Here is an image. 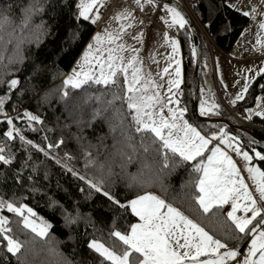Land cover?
<instances>
[{"label": "snow or ice", "instance_id": "6c2138e0", "mask_svg": "<svg viewBox=\"0 0 264 264\" xmlns=\"http://www.w3.org/2000/svg\"><path fill=\"white\" fill-rule=\"evenodd\" d=\"M162 2L163 0H133L136 8L141 11L146 6L155 11ZM67 6L74 9L72 14L77 21L91 20L92 24H96L100 19V9L104 7V0H73ZM19 7L22 12L19 27L23 33L32 25L36 15L47 10L49 16L55 18L64 10L65 4L61 0H53L48 8L41 0H31L27 5ZM229 7L237 6L229 5ZM237 10L239 11L238 8ZM11 11V4L0 8V32L11 25L10 17L4 14ZM163 12L165 15L160 19L168 28L184 29L189 23L176 7L169 6L168 3H163ZM242 15L255 20L257 8L250 6V11H243ZM260 15L264 16V13ZM113 19L123 21L119 30L113 32L105 28L102 33L97 32L81 57L79 70L73 68L71 74L67 75L58 87L48 88L40 97L41 103H49L53 94L58 92L59 99L66 101L69 98V89L83 90L85 86L92 85L103 86L104 89L95 97L101 102V106L93 109L88 126L91 127L98 118L107 125V135L97 137L105 149H111L108 153L107 165L98 164L92 152L81 144L83 137L76 136L77 143L81 144L83 151L84 168H96L100 175L89 178L79 174L67 163L62 164L61 167L87 185L89 195L85 199L90 198L93 191L102 194L110 202V208L113 211L118 208L122 213L127 214L130 209L131 214L138 217L139 222L129 223L123 230H117L114 215L112 230L109 232V238H114L113 245L108 247L99 240L92 239L87 247L98 254L101 258L100 264H264V207L261 206L264 205V171L251 165L253 157L242 150L237 142L238 137L230 136L224 128L213 132L211 136L201 134L197 127L185 119L188 109L180 106L182 76L179 40L169 37L167 32L163 34L164 44L171 48V55L168 56L167 66L162 73L157 72L158 79H156L150 71H144L143 60L139 55L141 49L122 42L126 30L134 27L133 23H128L129 20H135L133 12L125 9ZM33 28L34 30L27 36L16 37L15 29L7 33L8 39L0 36V64H3L5 60L7 65L23 64L25 59L23 45L35 44L38 47L49 31L44 21L34 25ZM258 29L264 30V21L258 24ZM78 36L77 30L73 33V39ZM143 38L142 31L132 36V39L141 45ZM256 46L258 50H264V37H261L259 32ZM125 52L128 53L127 56L124 55ZM191 52L193 56L197 55L195 47L191 49ZM149 59L158 63L151 53H149ZM173 63L175 64L174 73L169 71ZM33 68L35 69L33 76L38 75V82L29 83V88L35 91L42 85L45 72L37 65H33ZM247 71L251 72L252 69ZM260 73H264V67H261L256 74ZM165 77H167L166 80ZM28 79L30 82L32 77ZM245 79L246 82L241 90L235 94L234 99L229 100L231 105L244 99V94L250 86V80ZM19 84L20 80L16 78L7 81V91L0 95V115L4 117L3 122H6L8 126V130L3 133L5 142H0V167L13 164L15 153L10 147V142L16 138L25 150L35 149L44 153L46 157L49 156L45 148L30 139H25L21 129L14 125V118L9 117L5 112V104L11 100L12 91L17 89ZM261 88L264 89V85H261ZM109 90H111V99L105 102L104 95ZM85 97V102L92 98L89 93H85ZM117 102H119L118 106ZM219 109L220 105L215 102L209 103L203 99L200 101L199 111L202 116L219 115ZM246 111L248 112L246 118L251 119L253 110L249 108ZM255 115L264 116V112H255ZM15 119H23L32 131L41 130L33 127L34 124H43L39 116L27 110L18 114ZM79 123L82 122H78V125ZM109 136L113 141L110 146L104 143ZM44 139L46 140L47 136ZM213 141L219 143L209 148ZM63 143L62 139L57 144L49 143L47 149L52 150ZM221 144L231 149L237 156H241L243 161L249 162L244 170L253 181L258 198L250 191L249 185L241 175V169L237 167L232 156L220 147ZM253 151L256 157L264 161V154L255 149ZM207 152H210V155H206ZM50 158L57 164L61 163L54 156ZM137 158H139L140 167L136 174H128L127 182V188L134 190L135 198L121 202L110 191L105 190L109 178L116 175L112 170V163L119 159L121 161L119 166L126 171L127 165L136 161ZM72 159V156L65 154V160ZM184 166L190 169L184 186L196 189L190 199L198 206L202 214L206 216L213 209L218 211L223 205L230 204L231 210L227 212V220L231 222V226H234L235 238L246 244V254L241 251L239 245L229 248L227 243L210 234L200 223L189 218L178 207L148 191L149 188L158 186L162 192H167L163 177ZM15 179L17 181L21 179L19 173L15 174ZM27 179L32 180V176L29 175ZM114 183L111 181L109 186ZM30 190L37 191L35 187ZM80 191L83 192L84 188H80ZM141 192L143 194H140ZM17 200H23V197H16L13 194L11 201L0 197V212L6 209L8 213L14 214L19 218L18 223L22 224L21 231L27 230L26 239L14 238L11 234L12 228L8 226V216L0 215V237L6 241L7 253L16 258L17 264H35L34 258L40 253H46L50 258L43 264H72L59 251L55 237H50L49 230L52 224L43 217H38L27 203L17 204ZM56 206L55 200L49 204L50 208ZM60 208L66 226L76 224L82 218L78 207L75 208V216L67 212L63 205H60ZM238 212L242 215H237ZM85 219L91 222V214H87ZM28 232L31 233L30 236L27 235ZM69 239L72 237L70 236ZM249 239L250 244L247 243ZM38 242L39 249H37ZM241 256L243 259H238ZM201 257L205 258L201 259Z\"/></svg>", "mask_w": 264, "mask_h": 264}, {"label": "trees", "instance_id": "16d2710c", "mask_svg": "<svg viewBox=\"0 0 264 264\" xmlns=\"http://www.w3.org/2000/svg\"><path fill=\"white\" fill-rule=\"evenodd\" d=\"M227 1L193 0L196 7L195 17L198 18L212 40L213 46L224 53H230L235 47L236 41L248 27L250 21V18L243 16L241 11L229 7ZM30 2L31 0H0V8L7 4L12 5V11L4 13L10 17L12 23L6 26L5 31L0 32V36H4L5 39H8L7 33L13 29H15L16 37L27 36L30 31L34 30L33 26L40 24L41 21H44L45 27L49 29L48 34L43 37L38 47L35 44L23 45L25 59L22 65L15 63L7 65V60L0 64V81H3V83H0V95L7 91V81L13 78L20 80L17 89L12 91L11 100L5 104V112L9 117L14 118V125L16 128L21 129V134L24 135L25 139H30L35 144L45 148L49 152V156L46 157L44 153L35 149L28 148L25 150L21 147L18 138L10 142V147L15 153V160L11 166L0 167V197L7 201L12 200L13 194L16 197H23V200H17L16 203H27L34 209L38 217H43L44 220L50 222L52 224V228L49 230L50 237H55L59 251L72 264H100L101 258L87 247L88 243L92 239H96L104 243L105 246L111 247L114 238H109V232L112 230L113 216L116 217L115 228L117 230H123L129 223H136L137 218L131 214L130 209L127 214L122 213L118 208L113 211L107 198L94 191L90 198L85 199L89 195L87 185L73 177L61 165L67 163L79 174L86 175L89 178L100 175L96 168H84L85 161L81 144L92 152V156L98 164L105 163L107 165V157L111 149H105L97 139L99 136L107 135V125L103 123L102 119L98 118L92 123L91 127L88 126L93 109L101 106V102L95 97L104 91L103 86H85L83 90L69 89V98L66 101H61L57 92L53 94L49 103L40 102V97L44 91L50 87H58L71 71L95 33L96 26L91 21H83L82 19L77 21L72 14L74 9L67 6L73 0H61L65 7L59 16L52 18L46 10L44 13L36 15L29 29L21 33L19 25L22 12L19 6L27 5ZM41 2L50 8L53 0H41ZM77 30L79 36L73 39V33ZM197 34L200 54L197 76L200 90L197 110L199 111L201 99L206 96V99L209 98L208 100L212 103L215 102L220 105V114L204 115V118L212 121H226L224 123L221 121L200 120L197 124L198 128L203 133L217 132L220 125H224L227 129H230L229 126L241 128L243 132L239 133L238 131V133L242 135L243 148H247L249 151L256 148L258 152L264 154V146L255 144L250 140L255 137L257 140L264 142V117L257 115L251 119L245 117L247 115L246 109L254 107L260 95L264 99V89L258 90L257 88L260 83L264 82V75L251 84L243 100L237 102L231 108H225L221 100H225V97L214 85L215 74L211 47L200 32H197ZM179 38L184 57V85L181 91L184 92L181 107L187 106L188 110L193 113L195 112L194 72L197 55L193 56L191 52V49L195 47V43L188 25L180 30ZM33 65H37L45 72L42 85L36 88L35 91L29 88V83L35 84L38 82V75L33 76L35 71ZM29 77H32L30 82ZM120 83L122 84V81ZM110 91L105 92V102L111 99ZM85 93L91 94L92 97L87 102H85ZM184 100L186 105L183 103ZM118 105L119 102H117ZM25 110L39 116L43 121L42 125H33V127L41 129L40 131H32L23 119H15L18 114H22ZM108 114H111V110ZM3 121L4 117L0 115V142H5L3 133L8 130L6 122ZM78 122L82 123L78 125ZM45 136H47L46 140L44 139ZM76 136L83 137L81 144L77 143ZM61 139L64 143L60 144L59 147L52 150L47 149V144H57ZM112 142L111 136L104 141L109 146ZM66 153L72 156L73 159L70 161L65 160ZM53 156L59 159L61 163L57 164L55 160L50 158ZM138 159L128 164L126 171H123L119 166L121 163L119 159L112 163V170L116 175L109 178V183L111 181L115 183L111 186L106 183L105 190L110 191L121 202L135 198V192L127 188V182L128 174H136L140 167ZM255 161L259 168L264 171V161L260 159ZM33 168H35V171H33ZM189 171L190 169L184 166L172 171L170 175L164 176L163 180L167 192H162L158 186H153L148 191L161 196L167 202L172 203L173 206L178 207L189 218L200 223L210 234L227 243L229 248L239 245L241 251H245L247 246L244 242L235 238L234 226H231V222L227 220V214L223 207L218 211L213 209L205 216L198 210V206L191 201L190 197L196 192V189L184 186L188 180ZM16 173L20 174L21 179L19 181L15 179ZM45 174H47L46 177ZM29 175L32 176V180L27 179ZM33 187L37 191H31L30 189ZM80 188H84V191L81 192ZM52 200L57 201V206L54 208L49 207ZM60 205H63V208L73 216L76 214L75 208L78 207L82 218L76 224L66 226ZM1 213L8 216V226L12 228L11 234L14 238L26 239L25 233L27 230L21 231L22 224L18 223L19 218L12 213H8L6 209ZM87 214H91V222H87L85 219ZM27 235L30 236L31 233L28 232ZM70 236L72 239H69ZM39 247L38 242L37 249ZM30 259L32 258L30 257ZM34 259L35 264H43L44 261L50 258L46 253H40ZM0 264H17L16 258L7 253L6 241L2 237H0Z\"/></svg>", "mask_w": 264, "mask_h": 264}, {"label": "crops", "instance_id": "0c3cea01", "mask_svg": "<svg viewBox=\"0 0 264 264\" xmlns=\"http://www.w3.org/2000/svg\"><path fill=\"white\" fill-rule=\"evenodd\" d=\"M129 1L133 3V0H129ZM163 3H168L169 6L176 7L172 4L174 2L167 0L159 4L155 9V11H152L147 6L143 11L139 9V11L142 12L141 13L143 16L142 19L145 20V28L147 29V40L150 41V43H155V44L159 43L161 40H163L161 39L162 35L165 32H167L169 36L179 40L180 49L182 52V44L179 38V32L181 29H178L177 27L168 28L167 25H165V23L163 22V20L160 19L161 16L165 15V13L163 12ZM227 3L228 5H236L237 7H232V8L235 9L238 8L239 11L241 12L250 11V6H255L257 8V15L255 20H252L250 18L249 25L246 28L247 31L245 30L243 31L238 41H236L237 43L235 47L230 51V53H224L215 46L211 47V55L214 66L213 69L215 74L214 85L216 88H218L219 91H221L225 99L229 101L231 99H234L235 94H237L241 90V87L246 82L245 78L250 80V86H251V84L255 80H257L260 76L264 75V73H260L259 75L256 74L257 72H259V69L261 67H264V50H258V46H256V38L258 32L260 33L261 37H264V30L258 29V24L264 21V16L260 15V13H264V0H228ZM118 4L127 6L126 0H121V2H118L115 6H117ZM115 6L113 7V9L115 8ZM177 10L180 11L178 8ZM101 11L103 12V8H101ZM150 16H153L155 18L154 19L155 22L153 26L149 28L146 25L145 18ZM90 42H92V39ZM245 43L250 44L257 49V56L246 58L243 55L241 51V46ZM144 69H146L145 66ZM182 69H183V79H184L183 63H182ZM247 69H252V71L249 72L247 71ZM246 94L247 93L244 94V98L246 97ZM237 102L239 103V101ZM237 167L241 169V173H244L245 167L239 166L238 164ZM222 207L224 208L226 214L228 211L231 210L230 205L228 206L227 204H225ZM136 218H137V222H139L138 217ZM248 241H249L248 243L250 244V239ZM221 251H223V249ZM243 252L246 254L247 248ZM204 258L205 257H201V259ZM238 259L242 260L243 257L242 256L238 257Z\"/></svg>", "mask_w": 264, "mask_h": 264}, {"label": "rangeland", "instance_id": "374dc122", "mask_svg": "<svg viewBox=\"0 0 264 264\" xmlns=\"http://www.w3.org/2000/svg\"><path fill=\"white\" fill-rule=\"evenodd\" d=\"M105 1L109 2V3L112 2V0H105ZM126 3H127V6L122 5V4H118L117 6H115L114 9L112 8L113 9L112 12L110 11L111 13L109 12L110 14L108 13L107 15H105L100 9V19L97 21L96 24H94L96 26L95 34L97 32H101L102 33L105 28H108V29H110L113 32L118 31L119 30V26H120L121 23H123V21H119V20L113 19V17H115L119 12H122L125 9H127L129 11H132L134 16H135V20L134 21L129 20L128 23H133L134 27L128 28L126 30V33L122 37V42H124L126 45H131V46H133L135 48H140L141 49L139 55H140V57L143 60V69H144V66L147 69V70L144 69V71L145 72H149L150 71L152 73V75H153V78L158 79L156 74H157V72H161L162 73L163 69L167 66V63H168L167 58H168L169 55H171V48L167 47L164 44V40H161L159 43H156L157 45L155 43H150V41L147 40V29L145 28V20L142 19L143 18L142 14H141L142 12L139 11V9L136 8V6L132 2H130L129 0H126ZM89 21H91V20H89ZM141 21H143V23H141ZM141 31L144 34L143 44L142 45L132 39V36L136 35L137 33L141 32ZM95 34L93 35V37L95 36ZM169 37H171V36H169ZM161 39H163V35H162ZM90 41H89V43H90ZM119 42L120 41H118V43ZM179 47H180V43H179ZM86 48H87V46L85 47V49L83 50V52L81 53L79 58L77 59V62L75 63L73 68H76L77 70H79L78 65H79L81 57H82L84 51L86 50ZM149 53H151L155 57V61H157L158 63L153 62L152 59H149ZM124 55L127 56L128 53L125 52ZM183 58L184 57H183L181 49H180L179 59L181 61V76H182V83L180 85V93H181L180 99H182L183 92H184V91L181 92L182 91V87L184 85L183 84L184 83L183 69H182ZM155 66H157V67H155ZM72 69L67 75L71 74ZM174 69H175V64L173 63L172 68H170L169 71L174 73ZM166 79H167V77H165V80ZM166 86L167 85L165 84V88H166ZM258 98H257V101H256L254 107L251 108L253 110L252 118H253V116H255V112H258V111L259 112H264V99L262 97H260V96ZM208 99L209 98L206 99V96L203 97V100L208 101L209 103H212V101H210ZM225 102L227 103V105L230 108L234 106V105H231L229 103V101H227V100ZM172 106L176 107V105H172ZM185 107L188 109L187 106H185ZM199 113H200V111H198V115H197L196 112L192 113V111L188 110L185 113V119H187L188 122L191 123L193 126L197 127V129L199 131H201L198 128L197 124H198V122H200V120L204 119V115L202 116ZM247 116H248V113H247V115L245 117H247ZM229 127H230V129H227L224 125H220L219 126V128H224V130L230 136L238 137V141L237 142L241 145L242 150L248 152L249 155L253 157V160L250 162L251 165H254V166L259 168L257 162L255 161V160H258L259 158L255 156V152L253 151V149H255V151H257V149L256 148H252V151H249L247 148L246 149L243 148L244 146H243V142H242V135H239L238 131L236 129H234L233 127H231V126H229ZM212 133L213 132L203 133L201 131V134H207L209 136H211ZM250 140H252V139H250ZM218 143H219L218 141H213V143L209 145V148L216 146ZM220 147L224 148L229 154V151L231 149L226 148V146L222 145V144L220 145ZM206 155H210V152H207ZM247 163H249V162H247ZM241 175L244 177L245 182L249 185L250 191H252L253 195L258 198V193L255 192V186L253 184V181L249 178L248 173L244 170V173H241ZM227 205L229 206L230 204H227ZM261 206L264 207V205H261ZM0 215H2L1 212H0ZM237 215H242V213L238 212Z\"/></svg>", "mask_w": 264, "mask_h": 264}, {"label": "built area", "instance_id": "2783aa9c", "mask_svg": "<svg viewBox=\"0 0 264 264\" xmlns=\"http://www.w3.org/2000/svg\"><path fill=\"white\" fill-rule=\"evenodd\" d=\"M164 1H167V0H163ZM176 4H178L182 10L186 13V15L189 17V19L192 21V23L194 24L195 26V29L197 30V32H200L203 37L205 38V40L207 41V43L209 44L210 47H213V43H212V40L210 39V37L208 36V34L206 33L205 29L203 28L202 24L200 23V21L198 20L195 14V10H196V7H195V3H193V0H170ZM118 2H121V0H112V2H106L104 0V7H103V13L105 15H107L111 10L112 8L118 3ZM146 25L147 27H152L153 24H154V17L153 16H150V17H146ZM241 51L243 53V55L246 57V58H250V57H255L257 56V49L254 48L252 45L250 44H243L241 46ZM261 85H264V82L260 83L258 85V90H261ZM218 90V88H217ZM219 91V90H218ZM223 100V103L225 105V108H229V106L227 105V103L225 102L226 100L222 99ZM185 100H184V104H185ZM186 105V104H185ZM229 154L232 156V158L236 161V163L239 165V166H243L245 167V165L247 164V162L243 161L242 157L241 156H237L234 152H232V150L229 151Z\"/></svg>", "mask_w": 264, "mask_h": 264}, {"label": "water", "instance_id": "95a60500", "mask_svg": "<svg viewBox=\"0 0 264 264\" xmlns=\"http://www.w3.org/2000/svg\"><path fill=\"white\" fill-rule=\"evenodd\" d=\"M174 6H176L180 11H181V13L185 16V18L189 21V23H188V26L190 27V29H191V31H192V34H193V40H194V46H195V48H196V50H197V61H196V68H195V72H194V88H195V112L197 113V115H198V102H199V90H200V88H199V83H198V69H199V64H200V54H199V46H198V34H197V30L195 29V26H194V24L192 23V21L189 19V17L186 15V13L182 10V8L178 5V4H176V3H172ZM202 120H204V121H212L211 119H208V118H204V119H202ZM224 122V123H226V121L225 120H213L212 122ZM233 128L234 129H236L237 131H239V133L240 132H243V130L241 129V128H235L234 126H233ZM253 138V143H255V144H258V145H260V146H264V142H262V141H259V140H257L255 137H252Z\"/></svg>", "mask_w": 264, "mask_h": 264}]
</instances>
